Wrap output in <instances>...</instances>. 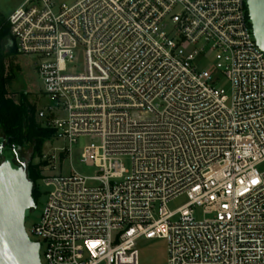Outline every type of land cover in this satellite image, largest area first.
<instances>
[{"label":"built area","instance_id":"obj_1","mask_svg":"<svg viewBox=\"0 0 264 264\" xmlns=\"http://www.w3.org/2000/svg\"><path fill=\"white\" fill-rule=\"evenodd\" d=\"M7 23L64 160L93 140L92 173H40L41 264H139L141 239L165 240L166 264H264V52L247 0H22Z\"/></svg>","mask_w":264,"mask_h":264},{"label":"rangeland","instance_id":"obj_2","mask_svg":"<svg viewBox=\"0 0 264 264\" xmlns=\"http://www.w3.org/2000/svg\"><path fill=\"white\" fill-rule=\"evenodd\" d=\"M22 0H0V19L7 21L8 15L20 4ZM12 77L8 84L9 93L11 96H16L20 92L28 94V97L32 104L35 106L34 120L36 124L41 126H47L49 123V116L47 113V106L51 104V101L42 94L41 80L33 67L32 61L29 58L15 54L12 58ZM222 85L227 88V82H222ZM90 137H79L76 142L72 144V161L69 163L68 159L64 160V154L59 150L62 147H66L67 143L53 136L47 138L42 146L40 155H34L30 148L26 147L18 152H13L6 147V137L3 130L0 128V163L5 158L13 159L18 165L19 163H25L26 169L29 163L42 164L40 166V172L43 174H62L66 175L71 172L72 169L90 174L93 169L85 166L79 162V154L84 146L92 142ZM35 186L38 189L40 195L35 201V208L27 213L24 226L28 237L34 241L36 237L32 232V228L38 222L42 209L45 204V196L43 194V185L40 181V177L36 180ZM185 201L184 197H180L171 203L173 208L181 205ZM198 217H201V213H198ZM138 249V263L139 264H166L167 259V246L163 239H141L137 245Z\"/></svg>","mask_w":264,"mask_h":264},{"label":"water","instance_id":"obj_3","mask_svg":"<svg viewBox=\"0 0 264 264\" xmlns=\"http://www.w3.org/2000/svg\"><path fill=\"white\" fill-rule=\"evenodd\" d=\"M247 7L256 45L264 52V0H247ZM33 189L25 163L17 165L10 158L0 163V264H41L39 244L24 226L35 208Z\"/></svg>","mask_w":264,"mask_h":264},{"label":"trees","instance_id":"obj_4","mask_svg":"<svg viewBox=\"0 0 264 264\" xmlns=\"http://www.w3.org/2000/svg\"><path fill=\"white\" fill-rule=\"evenodd\" d=\"M16 54L9 34V26L5 19H0V128L6 137V147L18 152L26 147L34 155H40L45 140L53 136L54 131L46 126L36 124L34 120L35 106L28 94L20 92L11 96L8 84L12 77V58ZM42 164L27 165V176L34 182L40 177ZM39 192L34 186L32 197L36 201Z\"/></svg>","mask_w":264,"mask_h":264},{"label":"flooded vegetation","instance_id":"obj_5","mask_svg":"<svg viewBox=\"0 0 264 264\" xmlns=\"http://www.w3.org/2000/svg\"><path fill=\"white\" fill-rule=\"evenodd\" d=\"M15 163V162H14ZM16 164V163H15Z\"/></svg>","mask_w":264,"mask_h":264}]
</instances>
